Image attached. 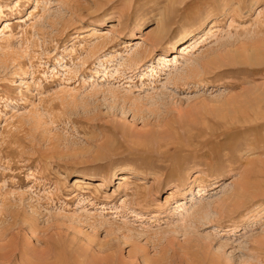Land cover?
Here are the masks:
<instances>
[{
  "label": "rangeland",
  "instance_id": "rangeland-1",
  "mask_svg": "<svg viewBox=\"0 0 264 264\" xmlns=\"http://www.w3.org/2000/svg\"><path fill=\"white\" fill-rule=\"evenodd\" d=\"M5 23L0 264H264V0H0Z\"/></svg>",
  "mask_w": 264,
  "mask_h": 264
},
{
  "label": "bare ground",
  "instance_id": "bare-ground-1",
  "mask_svg": "<svg viewBox=\"0 0 264 264\" xmlns=\"http://www.w3.org/2000/svg\"><path fill=\"white\" fill-rule=\"evenodd\" d=\"M8 27V24H6L5 23V25L2 27V29L0 30V35H3L4 34V31H5V28H7ZM258 45L259 46H261V45H263V47H264V43H261V45L258 43ZM258 46V47H259ZM190 47V45L188 44V43H185V44H183L182 45V54L183 55H185V54H188V48ZM256 50V49H255ZM257 50H260V49H257ZM249 55H251V54H249ZM248 55V56H249ZM251 61V60H250ZM242 62V61H241ZM256 102V101H255ZM249 106V105H248ZM252 106V105H251ZM250 107V106H249ZM256 109V108H255ZM252 116V115H251ZM254 116H257V115H254ZM253 117V116H252ZM246 119H247V117H245ZM241 123V122H240ZM122 177V179H126L127 177H125V176H121ZM121 177H120V179H121ZM82 180L80 179V178H76L75 179V182L76 183H78V182H81ZM82 183V182H81ZM182 206H183V204H179L178 205V208H182ZM182 209H184V208H182Z\"/></svg>",
  "mask_w": 264,
  "mask_h": 264
}]
</instances>
